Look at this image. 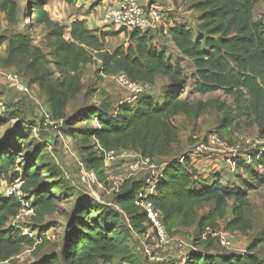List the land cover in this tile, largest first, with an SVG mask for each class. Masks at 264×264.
<instances>
[{
  "label": "trees",
  "instance_id": "obj_1",
  "mask_svg": "<svg viewBox=\"0 0 264 264\" xmlns=\"http://www.w3.org/2000/svg\"><path fill=\"white\" fill-rule=\"evenodd\" d=\"M73 1L65 0L67 4ZM261 1L197 0L191 6L198 14L194 29L173 19L168 28L167 37L178 52L172 62L152 44L149 33L119 29L116 33L124 34L128 45L107 51L105 39L115 33L87 30L85 22L78 20L68 27L60 25L45 11L46 0H24L22 14L15 0H0V14L8 27L16 28L26 21L28 29L39 28L42 36V47H36L27 34H0V69L15 68L28 78L29 84L15 74L27 88L37 86L46 97L53 121L66 119V105L82 90L79 72L88 65H97L102 77L123 73L132 82L150 85L159 76L170 80L160 102L143 94L116 106L105 101L84 114L86 123L94 120L97 124L95 129L80 133V142L85 165L99 183H106L104 152L133 151L142 158L163 161L156 176L123 182L115 194L120 212L89 195L77 194L46 159L43 146L34 148L17 170L19 155L5 152L0 145V183H19L21 194L20 199L14 194L0 196V263H10L24 248L32 249L34 257L45 249V237L36 242L12 222L25 201L33 213L32 222L41 224L45 216L55 212L56 194L75 198L74 213L65 227L63 254L51 253L31 264H112L116 259L120 264H142L131 251L129 238L131 232L143 235L148 229L135 200L149 182H154V192L147 199L161 214L168 236H175L180 229L196 230L193 249L187 252L184 264H264L253 253L256 246L264 248V232L244 254L228 255L214 253L216 241L206 234L207 229L221 230L218 222L228 216L230 203V218L223 230L243 235L251 230L252 221L246 217L247 193L264 186V153L249 151V162L234 158L236 170L248 178L236 174L233 184L223 182L218 173L204 178L186 155L171 158L179 140L173 120L179 115L192 121L216 111L222 118L211 133L229 143L242 128H256L259 137H264V25L252 17ZM183 61L193 69V92H221L228 102L190 104L182 99L186 82V76H181ZM30 130L24 124L14 129L16 140L25 147ZM206 204L211 208L199 215V208Z\"/></svg>",
  "mask_w": 264,
  "mask_h": 264
},
{
  "label": "rangeland",
  "instance_id": "obj_2",
  "mask_svg": "<svg viewBox=\"0 0 264 264\" xmlns=\"http://www.w3.org/2000/svg\"><path fill=\"white\" fill-rule=\"evenodd\" d=\"M18 4L19 13H23L24 0H15ZM105 0H76L72 4H67L65 0H46L49 8L56 13L60 25H68L71 19L70 14L87 15L94 8H101L93 11V19L96 23L89 24L90 27L101 32L115 33L105 39L104 48L107 51H113L120 46H127L128 41L124 34H117L119 29L108 27L105 28L99 23L101 19L102 7ZM197 0H139L143 5L156 4L163 10V14L168 21L184 23L190 29H194L195 22L191 6ZM258 8H264V1L259 3ZM22 8V9H21ZM45 8V7H44ZM87 8V9H86ZM178 8L183 11L178 12ZM166 9H171L170 11ZM257 12V11H256ZM182 13H190L182 15ZM260 14V13H259ZM264 23V20L262 21ZM28 22H21L16 28H10L6 25L4 17L0 15V34L9 36L12 32L23 33L30 36L32 45L42 47V36L40 29L30 30L27 28ZM172 24L170 25V27ZM153 45L163 50L172 62L178 58V52L172 45L170 39L165 36H155L152 41ZM2 55H6V49L2 47ZM181 76H186V82L183 88L182 99L187 100L190 104L205 102L208 100H219L228 102V98L221 92H213L200 95L193 92V72L189 62L180 63ZM97 65H88L83 67L79 72V79L82 90L72 99L65 108L66 119L53 121L50 119L47 100L43 92L37 86H29L27 93H21L18 88L7 81L8 74H19L18 76L24 83L29 84L28 78L19 73L15 68L0 69V145L5 152L13 151L19 155V164L21 170L30 158L31 152L37 146L45 148L44 154L60 172L61 176L73 187L77 194H86L102 205H108L120 212L115 202V194L125 180H147L154 177L160 169L162 160L154 159L147 167L133 172L130 166L135 162L137 156L133 151L120 152V158L117 161H111L105 166L106 183H99L97 179L90 178V170L86 167L84 156L82 154V143L80 142V133L84 130H93L97 127L94 120L86 123L84 114L90 108H96L101 103L108 101L112 106H116L120 101L129 98V93L118 86L110 77H102L97 72ZM167 77H157L151 85L148 94L154 100L162 99L163 91L169 82ZM222 115L216 111H208L198 119L188 121L184 116H176L173 120L179 131L178 143L173 146L171 158H178L186 155L190 158L198 157L199 159L208 155L223 156L221 153L202 151L199 146L206 137L211 134ZM24 124L31 127V133L28 135L26 142L28 145L17 141L14 129L16 126ZM243 137L249 140H258L257 147L264 148V137L260 138L257 129L242 128L240 132L233 137V144L237 145V138ZM26 143V144H27ZM237 154L245 155L250 151L246 145L239 144ZM227 153V152H226ZM218 158V157H217ZM219 172L224 178L230 180L236 179V170L231 172L227 164H224ZM227 167V168H226ZM244 178H248L242 172ZM19 185V183H15ZM13 185L0 183V196H7V190ZM55 212L44 217L41 224L32 222V211L26 209L21 212L19 218L12 222L21 230L38 242L40 237H45L48 244L45 249L36 257L32 256V249L24 248L22 252L13 257L9 264H31L40 257L56 253L62 256V244L65 235V227L68 220L74 213L75 198L65 199L54 194ZM248 212L246 217L252 221V228L246 234L236 232V237L229 250L222 248L218 242L214 243V253L217 254H244L252 241L259 238L264 232V188L256 186L247 193ZM232 204V203H230ZM211 208V205H203L199 208L198 214L202 215ZM230 215V214H229ZM123 223L127 224L123 217ZM225 223L219 226L222 231ZM196 230L194 228L180 229L178 233L171 237V242L166 246H159L152 231L147 229L145 234H135L131 232L129 246L131 251L136 255L142 264H176L179 261L180 253L187 254L193 249L194 237ZM261 260L264 261V248L256 246L253 251ZM112 264H120L116 259Z\"/></svg>",
  "mask_w": 264,
  "mask_h": 264
},
{
  "label": "built area",
  "instance_id": "obj_3",
  "mask_svg": "<svg viewBox=\"0 0 264 264\" xmlns=\"http://www.w3.org/2000/svg\"><path fill=\"white\" fill-rule=\"evenodd\" d=\"M163 10L156 4L143 5L139 0H105L102 7V14L100 23L103 27L123 29L126 32H131L132 30H138L140 32H146L153 36H165L167 37V31L172 20L168 21ZM264 25V23H263ZM113 80L118 86L129 93V98L123 101L132 102L139 95L148 94L151 89V85L142 82H132L123 73L114 74L108 76ZM7 81L12 83L18 88L21 93H27L28 88L24 85L21 80L15 74H8ZM233 142V138H232ZM225 139H219L215 134H209L204 142H202L199 148L205 153L217 152L223 154L222 158L225 164L231 172L236 170L234 158L242 159L246 162L248 161L247 155L242 157V155L237 154V147L239 144L246 145L250 151L257 150L264 153V148L257 147L259 145L258 140H249L243 137L237 138V145ZM126 151H122V153ZM227 152V153H226ZM119 151H109L103 153V161L106 166L111 161H117L121 156ZM137 159L136 163L130 166V169L135 172L149 166L152 162L151 159L142 158L138 154H135ZM90 178L95 180L94 174L90 171ZM264 188V186H263ZM154 192V182H149L147 187L143 189L135 200V205L140 208L144 213L147 221V226L150 231L155 236L156 243L163 247L171 242V237L165 231V227L162 222L161 214L155 210L152 203L147 199V196ZM14 194L18 199L21 198L19 192V185H13L7 190V196ZM22 210L29 208V203L21 201ZM21 214V213H20ZM20 214L15 218L17 220ZM14 220V221H15ZM206 234H209L211 238H214L218 244L229 250L236 237V232L222 231V230H206ZM205 235H203V239ZM179 261L176 264H184L186 254L180 253ZM0 264H9V261Z\"/></svg>",
  "mask_w": 264,
  "mask_h": 264
},
{
  "label": "crops",
  "instance_id": "obj_4",
  "mask_svg": "<svg viewBox=\"0 0 264 264\" xmlns=\"http://www.w3.org/2000/svg\"><path fill=\"white\" fill-rule=\"evenodd\" d=\"M76 0H74L75 2ZM144 1V0H143ZM146 2V0H145ZM260 3V2H259ZM259 3H257L253 9V12H252V17H253V20L254 21H257V20H261L263 21L264 20V8H258L260 7L259 6ZM50 7V6H49ZM48 5L46 4L45 6V11L48 13V16L51 20L53 21H56L57 23H60L58 21V18H57V15L56 13L53 11L52 8H49ZM87 9V8H86ZM99 7L97 8H94L89 14L87 15H75L73 13L70 14L71 16V19L69 20L68 22V25H63V26H66L68 27L69 24L75 20H78V21H84L85 22V27L87 30H95V28L93 27H90L89 24L94 22L96 23V21L93 19V11H98ZM167 11L171 10V9H166ZM182 12L183 10L181 8H178V12ZM257 11V12H256ZM193 12L192 10L190 11V13ZM190 13H182V15H185V14H190ZM260 13V14H259ZM1 16H3L2 14H0ZM197 16L198 14H196L195 12H193V17H194V20L195 22L194 25H196V19H197ZM175 20V19H173ZM177 22V21H176ZM97 23H100V20L97 21ZM180 23V22H178ZM181 24H184V23H181ZM169 83V82H168ZM168 83L166 85H168ZM164 92V91H163ZM163 96V95H162ZM154 99V98H153ZM162 99L159 100V102L161 101ZM218 157V158H217ZM190 163L192 165V167L196 170L197 173H199L200 175H202L204 178H208L210 177L212 174L214 173H218L220 174L223 182H230L229 184H233L236 182V179L233 181V180H230L229 178H224L223 174L221 172H219L224 166V161H223V158L221 156H214V158H212V155H208L206 157H203L201 159H199L198 157H193L191 158L190 160ZM227 168V167H226ZM159 173V170L155 173L154 176H156L157 174ZM236 173L237 175H241V171L239 170H236ZM242 176V175H241ZM243 177V176H242ZM231 206L232 204H229V208H228V216L224 219V220H221L218 222V224L220 225L221 223H225L226 221L229 220L230 218V210H231Z\"/></svg>",
  "mask_w": 264,
  "mask_h": 264
}]
</instances>
